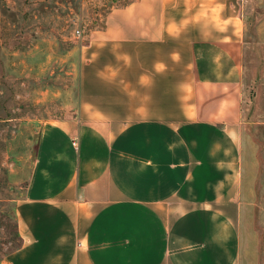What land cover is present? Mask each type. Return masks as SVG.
I'll list each match as a JSON object with an SVG mask.
<instances>
[{
	"label": "crops",
	"instance_id": "1",
	"mask_svg": "<svg viewBox=\"0 0 264 264\" xmlns=\"http://www.w3.org/2000/svg\"><path fill=\"white\" fill-rule=\"evenodd\" d=\"M80 44L0 264H239L238 0H128Z\"/></svg>",
	"mask_w": 264,
	"mask_h": 264
},
{
	"label": "rangeland",
	"instance_id": "2",
	"mask_svg": "<svg viewBox=\"0 0 264 264\" xmlns=\"http://www.w3.org/2000/svg\"><path fill=\"white\" fill-rule=\"evenodd\" d=\"M113 2L0 0V263L20 245L17 201L40 127L77 109L80 44L102 26ZM238 7L244 24L239 264H264V0H238Z\"/></svg>",
	"mask_w": 264,
	"mask_h": 264
},
{
	"label": "built area",
	"instance_id": "3",
	"mask_svg": "<svg viewBox=\"0 0 264 264\" xmlns=\"http://www.w3.org/2000/svg\"><path fill=\"white\" fill-rule=\"evenodd\" d=\"M76 33L79 34V30H76Z\"/></svg>",
	"mask_w": 264,
	"mask_h": 264
}]
</instances>
